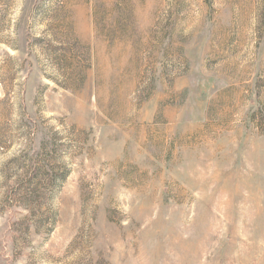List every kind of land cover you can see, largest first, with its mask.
I'll return each instance as SVG.
<instances>
[{
	"label": "rangeland",
	"instance_id": "374dc122",
	"mask_svg": "<svg viewBox=\"0 0 264 264\" xmlns=\"http://www.w3.org/2000/svg\"><path fill=\"white\" fill-rule=\"evenodd\" d=\"M0 264H264V0H0Z\"/></svg>",
	"mask_w": 264,
	"mask_h": 264
}]
</instances>
